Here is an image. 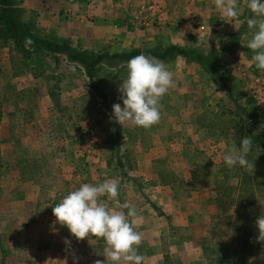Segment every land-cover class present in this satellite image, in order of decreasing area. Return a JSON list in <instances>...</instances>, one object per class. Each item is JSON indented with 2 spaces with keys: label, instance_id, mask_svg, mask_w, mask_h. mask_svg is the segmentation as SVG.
Wrapping results in <instances>:
<instances>
[{
  "label": "rangeland",
  "instance_id": "374dc122",
  "mask_svg": "<svg viewBox=\"0 0 264 264\" xmlns=\"http://www.w3.org/2000/svg\"><path fill=\"white\" fill-rule=\"evenodd\" d=\"M14 1L21 10V20L30 23L33 32H39L34 23L41 22L26 13L22 0ZM243 9L234 23L245 26L253 14L246 5ZM134 13L133 19L140 23L138 30H144L146 26L139 20L146 19V13L141 9ZM101 17L100 23L126 22L124 12L119 9L114 13H102ZM46 22V19L42 21ZM40 36L60 38L46 33ZM219 36L217 31L211 30L206 35H199L195 46L185 47L199 49L206 56L211 54L209 57L215 60L213 74L206 73L192 58L174 56L160 60L176 72V83L183 88L182 91L170 89L162 98L161 119L148 129L130 123L122 127L112 118V105L122 104L118 88L126 77L127 62L113 60L101 65L95 83L105 95L104 103L92 90L83 71L66 58L54 62L43 51L27 57L14 40L0 39V119L3 106L6 112L8 101L14 103V115L9 125L11 128L17 126L9 141H0L3 147H0V264H96L97 260L104 259L105 264H110L103 257L105 244L102 239L93 236L83 240L74 236L68 240L60 239L53 235L52 228L40 226L37 235L32 237L37 250H18L29 238L18 235L14 225L17 222L13 220L12 201L14 193L15 196L18 193L10 187L14 179L13 168L20 170L22 182L32 178L36 179L35 183L39 181L40 191L50 201L54 197L50 185L55 163L53 156L56 158L55 151L59 155V150L65 147L57 140V136L63 135L69 139L78 137L83 145L78 149L83 151L80 157L83 170L79 169V177L83 179L84 176L85 183L119 181L120 203H129L138 213L137 217L130 218L136 231L145 236L142 224L152 222V217L153 222L161 221L156 214L163 219L162 250H151L154 248L152 236H149V242L146 239L150 245L139 246L138 251L145 257L144 264L160 261L161 264H264V240L258 239L256 225L257 218L264 216V148L253 141L246 169L227 167L223 162L226 148L239 145L244 136L254 134L264 138V71L258 70L251 60L246 65L245 77L239 75L235 63L218 51L220 45L205 43L206 39L211 42ZM251 36L246 34L242 38L245 46ZM221 38V43L226 44L231 35ZM120 42L122 40L101 49H97L98 45L87 48L81 43H70L81 51L108 53L165 47L160 42L147 41L146 37L123 46ZM233 57L235 61L240 60L239 56ZM223 84L228 85L227 89ZM50 90L57 94L58 100L57 104L51 101L52 109L48 112L42 97ZM237 104L260 124L244 126V131L239 129L240 124H236L244 112L238 110ZM26 124L32 126L27 132L29 140L26 144L38 139L47 156L24 157L20 135ZM172 134L180 138L178 142L185 148L179 157L174 152L157 157L140 146L144 141L148 144L149 137L166 142L164 137ZM67 145L74 150L78 146L75 140H70ZM14 148V153H10ZM172 151H178V148ZM100 159L106 162L104 168L98 166ZM30 187L32 185L28 184L26 189L22 188L26 195L34 191ZM56 190L61 191V188ZM62 190L61 195H65ZM157 201L160 205L156 209L153 205ZM101 202L120 210L106 197H102ZM206 214L210 217L207 224ZM57 240L61 243L57 244Z\"/></svg>",
  "mask_w": 264,
  "mask_h": 264
},
{
  "label": "crops",
  "instance_id": "0c3cea01",
  "mask_svg": "<svg viewBox=\"0 0 264 264\" xmlns=\"http://www.w3.org/2000/svg\"><path fill=\"white\" fill-rule=\"evenodd\" d=\"M247 2L248 0H239V12H243V8L245 5L247 6ZM137 6H140L141 12H145L147 16L146 19L139 20L146 26L144 30H141V28L138 30L137 24L140 23H136V20L133 19L134 12L140 10ZM22 7L31 18L41 22L37 23V21L34 23L35 27L39 30L37 32L38 35L46 33V35L51 37L67 38L71 43H81L87 48H94V45H98L97 49H101L110 44L116 45V41L118 40H122L120 44L123 46L125 43L131 44L133 40L137 41L138 38L145 37L147 41L160 42L165 47L178 45L185 48L186 46H195L199 35H206L211 30H214L220 36L211 42H208L206 39L205 43H209L210 46L211 44L220 45L218 51L222 55H227L228 60L235 63L240 70L239 75L245 77L247 73L246 65H248V61H251L248 48L245 46V39L242 40L246 34H252L251 30H249L247 25L244 26V23H234L235 19L226 20L220 13V10L216 8L215 0H156L153 3L150 0H22ZM118 9L124 12L125 23H100L102 13H114ZM67 11H71L73 17L69 18L71 12L67 13ZM91 18L94 21H91ZM45 19L47 22L42 23ZM95 19L98 20L96 21ZM203 30L205 32L201 33ZM227 35H231L229 41L231 45L229 44L228 48H222L226 44L221 43V36ZM233 55L239 56L240 60L235 61ZM172 72L174 73V86L171 89L176 91L181 90L183 87H180L178 82L176 83V72ZM51 101L52 98L49 93L44 94L42 103L45 105V110L48 109V112L52 109ZM7 105L9 108L6 112L4 106L2 108L0 141H9V136L15 134L17 127L12 125L11 128L9 125L11 116L14 115V103L11 104L8 101ZM7 105L6 107H8ZM31 127V124H26L24 132L20 135L23 142L24 157L38 158L44 155L47 156L38 139L30 141V145L26 144L29 140L26 135H28L27 132L31 130ZM179 139L173 134L168 136V138L164 137L166 142H162L160 138L156 140L154 137H149L147 140L148 144L144 141L140 146L147 150L148 154H153L157 157L171 152L178 154L179 157L185 151V148L181 147V144L178 142ZM57 140L61 145L64 143L65 147L59 150V155L55 151L56 158L53 156L55 163L53 165V178L50 185L54 189V194L52 195L54 197L50 201L40 191L42 190V185L39 181L35 183L36 179L32 178L29 182H22L20 170L15 167L13 168L14 179L10 187L16 189V193H18L16 196L14 193V200L12 201L13 220L17 222L14 225L18 230L16 232L18 235L28 236L29 238L27 244L24 243L18 250L24 251L26 249L34 252L37 250L36 243L32 240V237L37 235L36 230L39 226L42 228H52L53 235L59 236L60 239L65 237L68 240L69 237H72L66 227L56 222L52 208L63 198L64 193L61 195L62 189H64L66 195L68 192L73 191L72 188L77 189L81 184L85 183L84 176L82 175L83 179L79 177V169L83 170L82 159H80L83 151L78 149L83 145L78 137L69 139L67 135H63L57 136ZM70 140L76 141L78 145L77 149L74 150V148L68 147L67 144H70ZM18 145H21L20 140H18ZM27 146L29 147L28 150L26 149ZM0 147L3 148L2 145ZM176 148H178V151H172ZM14 150L15 148L9 152L14 153ZM165 151L167 153H164ZM115 160L117 161L116 157ZM167 161L170 163V160ZM155 165L157 166V164ZM98 166L104 168L106 166L105 160L100 159ZM159 170L158 168L157 171ZM28 184L32 185L30 188H33L34 191H30L26 195L27 192H24L23 189H26ZM59 187L61 191L56 190ZM163 187H167V185ZM159 205L160 203L157 201L153 206L157 209ZM21 212L23 214H19ZM156 215L158 220L161 219V221L153 222L154 218L152 217V222L142 224L143 232L146 235L142 236L144 242L142 241L141 245L148 243L150 241L149 236H152L153 241L151 244L154 248L151 250L154 251H158V249L162 250L161 237L164 236V233H162L164 221L159 214ZM185 217L188 218L187 216ZM189 218H191V215ZM175 219L178 220V217L175 216ZM209 219V214H206L204 218L206 224L209 222ZM3 224L5 225V223ZM57 241V244L61 243V240ZM148 244L150 245V243ZM182 244L184 246L185 242ZM178 247L179 243L176 242L175 248L178 249ZM143 249L146 250L145 248ZM161 263L160 261L158 264ZM192 264L196 263L192 262Z\"/></svg>",
  "mask_w": 264,
  "mask_h": 264
},
{
  "label": "clouds",
  "instance_id": "9594fccd",
  "mask_svg": "<svg viewBox=\"0 0 264 264\" xmlns=\"http://www.w3.org/2000/svg\"><path fill=\"white\" fill-rule=\"evenodd\" d=\"M215 6L226 20L239 16V0H215ZM253 14L247 19L252 32L247 48L253 53L254 66L264 71V0H248ZM28 42L31 43L30 38ZM174 86V73L156 57L143 52L130 58L126 65V77L120 81L118 92L121 103L112 105V118L122 127L131 124L148 129L161 119V100ZM253 140L244 136L239 145L226 148L223 162L227 167L247 168ZM120 183L116 179L100 183H83L68 192L53 208L56 222L66 227L77 240L93 236L102 239L103 257L110 264H144L145 257L138 251L142 235L136 231L131 217H137L134 206L120 203ZM114 201L118 209H112L101 198ZM126 210V211H124ZM259 240H264V216L256 220ZM96 264H105L97 260Z\"/></svg>",
  "mask_w": 264,
  "mask_h": 264
},
{
  "label": "trees",
  "instance_id": "16d2710c",
  "mask_svg": "<svg viewBox=\"0 0 264 264\" xmlns=\"http://www.w3.org/2000/svg\"><path fill=\"white\" fill-rule=\"evenodd\" d=\"M20 13L21 10L16 6L14 0H0V39L14 40L17 42L19 48L22 49L26 55H28L27 57H29L33 52L43 51L47 53L54 62H58L61 57L66 58L83 71L84 75L90 81L92 90L101 97L104 103L106 101L105 95L95 83L97 73L104 62L113 60L127 62L130 58L143 52L146 55L156 57L158 60H165L174 56L192 58L200 64L206 73L213 74V71H215V60L213 57H209L211 54H207L206 56L199 49L184 48L178 45L146 49L133 48L129 51L119 53L81 51L73 47L67 38H49L40 36L36 32H33L31 25L21 20ZM28 38H30L31 43L28 42ZM229 44L230 43H226V45L222 48H228L231 45ZM248 51L249 57L251 58L253 53L250 49H248ZM223 86L226 89L228 87L227 84H223ZM48 93L52 100L57 104V94L51 90ZM236 107L239 111L244 112L243 117L241 114V120H239L236 124H240L239 129L243 128L244 131V126L249 124H260V121H257L255 117H251V114L243 110L238 104ZM250 137L258 146L264 148L263 137L254 134ZM117 162H121V159L118 158Z\"/></svg>",
  "mask_w": 264,
  "mask_h": 264
}]
</instances>
